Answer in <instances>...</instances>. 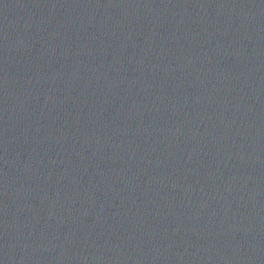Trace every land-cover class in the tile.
<instances>
[{
  "label": "water",
  "instance_id": "1",
  "mask_svg": "<svg viewBox=\"0 0 264 264\" xmlns=\"http://www.w3.org/2000/svg\"><path fill=\"white\" fill-rule=\"evenodd\" d=\"M0 264H264V0H0Z\"/></svg>",
  "mask_w": 264,
  "mask_h": 264
}]
</instances>
